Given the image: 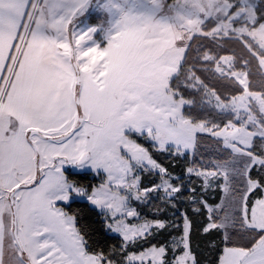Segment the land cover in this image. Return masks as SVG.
<instances>
[{
    "label": "snow or ice",
    "instance_id": "6c2138e0",
    "mask_svg": "<svg viewBox=\"0 0 264 264\" xmlns=\"http://www.w3.org/2000/svg\"><path fill=\"white\" fill-rule=\"evenodd\" d=\"M192 214L264 264V0H0V264H203Z\"/></svg>",
    "mask_w": 264,
    "mask_h": 264
},
{
    "label": "trees",
    "instance_id": "16d2710c",
    "mask_svg": "<svg viewBox=\"0 0 264 264\" xmlns=\"http://www.w3.org/2000/svg\"><path fill=\"white\" fill-rule=\"evenodd\" d=\"M161 159H164L161 157ZM165 164H171L174 166V170L179 171V169L183 166L182 162L178 161H170V160H164ZM196 187H199V185H195ZM218 199V197L213 196L212 194H209V202H215V200ZM186 204V202H183ZM70 211L78 214L81 224L85 226H89L94 229L99 228V224L97 221V217L93 212H91L87 207L84 206V202L77 201L76 204H73ZM189 212L191 214V211L189 209ZM153 213H150V215ZM161 218H171V210L167 209L159 213ZM194 232H193V243L194 246H197V251L201 254V259L203 261V264H210V262L214 259L216 253L212 250L210 247V243L208 238L202 233L195 231L196 228L199 227L201 223H203L202 218L196 217L194 214ZM176 222L179 223L180 219L179 217L175 218ZM216 242L219 243V237L216 238ZM109 243H116V241H109Z\"/></svg>",
    "mask_w": 264,
    "mask_h": 264
}]
</instances>
